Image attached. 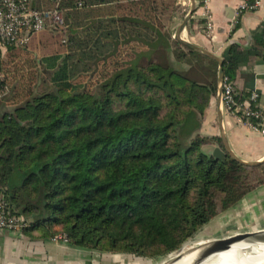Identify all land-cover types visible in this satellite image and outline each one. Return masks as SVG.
Masks as SVG:
<instances>
[{
	"label": "trees",
	"instance_id": "trees-1",
	"mask_svg": "<svg viewBox=\"0 0 264 264\" xmlns=\"http://www.w3.org/2000/svg\"><path fill=\"white\" fill-rule=\"evenodd\" d=\"M171 5H30L61 10L64 28L34 34L33 52L34 38L0 61V198L27 221L23 232L158 259L264 184V162L203 150L220 144L200 133L218 63L172 37ZM238 52L222 55L233 81Z\"/></svg>",
	"mask_w": 264,
	"mask_h": 264
},
{
	"label": "crops",
	"instance_id": "crops-1",
	"mask_svg": "<svg viewBox=\"0 0 264 264\" xmlns=\"http://www.w3.org/2000/svg\"><path fill=\"white\" fill-rule=\"evenodd\" d=\"M242 2L243 0H208L207 10L212 21V28L208 30L203 14L204 9L194 0V11L181 37L214 53L221 59L225 51L237 47L240 52H238V63L234 75L236 89L244 97L251 90H256L259 94L257 103L264 108V43L262 42L264 0L252 11L241 10ZM29 3L37 5V0H29ZM185 5L181 7L183 13L176 12L168 23L174 38L190 10L191 5L189 3ZM38 36L39 34L34 37ZM33 38L31 37L30 42ZM0 93L1 115L6 107L2 98L4 89L2 91L0 89ZM220 110L223 132L229 149L245 161L263 159L264 135L239 122L232 114L224 110L222 103ZM217 111L215 95L202 120L200 133L219 137ZM217 145H221V142L206 145L207 151H212ZM260 228H264V184L248 192L234 206L211 218L195 236L199 235V239L202 240ZM22 230L1 231L0 264H143L142 257L129 253L77 247L42 237L37 232L30 235Z\"/></svg>",
	"mask_w": 264,
	"mask_h": 264
},
{
	"label": "built area",
	"instance_id": "built-area-1",
	"mask_svg": "<svg viewBox=\"0 0 264 264\" xmlns=\"http://www.w3.org/2000/svg\"><path fill=\"white\" fill-rule=\"evenodd\" d=\"M204 9L206 28H212L210 13L207 10L208 0H195ZM262 0H243L241 10H255ZM64 28L62 11L54 7L48 10L31 8L29 0H0V54L10 47H26L31 37L46 29L55 31ZM264 34V25H263ZM264 56V47H263ZM259 94L251 90L242 97L234 81L223 76L222 105L226 112L232 114L239 122H243L259 134L264 135V108L259 106ZM27 221L21 215L9 211L7 203L0 198V230H21L27 226ZM51 239L68 243L65 233H56Z\"/></svg>",
	"mask_w": 264,
	"mask_h": 264
},
{
	"label": "water",
	"instance_id": "water-1",
	"mask_svg": "<svg viewBox=\"0 0 264 264\" xmlns=\"http://www.w3.org/2000/svg\"><path fill=\"white\" fill-rule=\"evenodd\" d=\"M190 5H191L190 10L185 15V17L182 21V24H181L178 32L175 35V39L177 41L182 42L183 44L189 46L190 48L214 59L218 63L216 102L218 105L217 115H218L219 137H220L221 145L215 146L211 151V155L217 159H223L225 156H229L239 163H242L245 165H250V166L260 164V163L264 162V158L259 160V161L242 160L239 157H237L229 149V147L227 145V142L225 140V135L223 132L222 116H221V110H220L221 103H222V81H223V76H224L223 68H222V59L219 58L214 53L182 39L181 35H182L183 31L185 30V27H186V25H187V23L191 17L192 12L194 11V5H195L194 0H190ZM1 231L2 230H0V233H1ZM245 232H246L245 234L235 232V233H232L229 235L216 236L213 238L202 239V240H199L196 242L191 241L192 243H196L197 246H194V245L191 246L193 248H191V250H188L189 251L188 253L195 251L196 253H198V255L199 254L201 255V254H205L206 252H208L210 250L222 248V247L231 245V244L238 242V241H241V240L254 242L256 240L264 238V228H260V229H256V230H245ZM182 247H183V245L179 249L172 252L169 256H167L165 259H163L162 261H160L157 264H173L174 262L179 260L182 257V253H180L182 251ZM171 257H173V258H171Z\"/></svg>",
	"mask_w": 264,
	"mask_h": 264
},
{
	"label": "bare ground",
	"instance_id": "bare-ground-1",
	"mask_svg": "<svg viewBox=\"0 0 264 264\" xmlns=\"http://www.w3.org/2000/svg\"><path fill=\"white\" fill-rule=\"evenodd\" d=\"M189 245L191 243L185 244L184 249ZM191 248H182V257L173 264H264V238L254 242L241 240L201 255L195 251L188 253Z\"/></svg>",
	"mask_w": 264,
	"mask_h": 264
},
{
	"label": "rangeland",
	"instance_id": "rangeland-1",
	"mask_svg": "<svg viewBox=\"0 0 264 264\" xmlns=\"http://www.w3.org/2000/svg\"><path fill=\"white\" fill-rule=\"evenodd\" d=\"M172 1H173V3H172ZM166 3H169V4H172L171 5V7L168 9V11H166V13L164 14V15H166V16H168V15H171L172 14V16L173 15H175V13L176 12H179V14H181V7L182 6H186L185 5V3L186 4H188L189 3V5H190V2L188 1V0H166ZM183 3H184V5H183ZM183 13V12H182ZM38 39H36L35 41H33L32 43H31V45L30 46H28V52H33L32 50H35V44H37L38 43V41H37ZM39 54H40V51L38 52ZM5 56H6V54L4 55V54H0V61H1V59H5ZM190 75H192V77H194V78H196L195 76H194V74H190ZM196 79H198V80H200L199 78H196ZM201 81V80H200ZM5 90H7V89H4V91ZM2 91V90H1ZM1 94V93H0ZM203 150L204 151H207V146H204L203 147ZM200 239H199V235H196V236H194L191 240H188L187 242H185L184 244H183V250H185V249H187V248H189L190 246H193V245H196V243H192L191 241H199ZM187 243H191V245H189V246H187V247H185V249H184V245L185 244H187ZM171 254V253H170ZM170 254H168V255H166V256H162V257H160V258H158V259H150V258H143L142 259V262H143V264H157V263H159L160 261H162L163 259H165L167 256H169Z\"/></svg>",
	"mask_w": 264,
	"mask_h": 264
}]
</instances>
